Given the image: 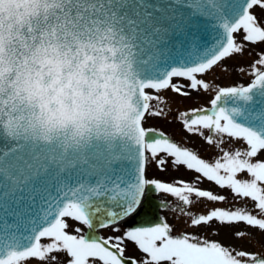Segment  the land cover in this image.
I'll return each mask as SVG.
<instances>
[{"label": "snow or ice", "instance_id": "obj_1", "mask_svg": "<svg viewBox=\"0 0 264 264\" xmlns=\"http://www.w3.org/2000/svg\"><path fill=\"white\" fill-rule=\"evenodd\" d=\"M22 6L35 19L6 34L5 11L12 18ZM201 20L215 33L204 45ZM38 43L39 63L24 51ZM189 48L198 54L182 57ZM230 67L248 82L220 83ZM166 91L209 96L177 107L174 119L215 155L148 124L172 113ZM33 96L39 120L45 102L58 105L49 120L58 133L23 122L20 102ZM153 165L193 176L164 180ZM154 194L172 197L160 204L171 220L128 224ZM202 200L222 206L192 211ZM214 224L229 226L231 242L188 230L217 236ZM257 245L264 249V0H0V264H264Z\"/></svg>", "mask_w": 264, "mask_h": 264}, {"label": "rangeland", "instance_id": "obj_2", "mask_svg": "<svg viewBox=\"0 0 264 264\" xmlns=\"http://www.w3.org/2000/svg\"><path fill=\"white\" fill-rule=\"evenodd\" d=\"M227 63L229 65L234 66L236 62L230 60V61H227ZM217 79L220 83H223V84H229L232 82L247 83L249 77L242 75L238 71H234L233 68L230 67L228 74L217 75ZM162 95L168 98V100L171 104V107H172V114H169L167 119H162V118H158V117L157 118H151V119H149L148 124L151 125L152 127H154L157 131H162L168 135H174V138L177 141L187 143L189 147L197 149L200 152V155L203 157H211V156L215 155L216 154L215 148L213 146L207 144L200 137L193 136V135H190L187 133H181L180 132V125L174 119L177 107L180 110H185L187 108H191L194 106L206 104L208 99H209V96L207 94H202L199 97H196L194 94L193 99L184 100V99L176 96L171 91L163 92ZM173 109L175 110V112ZM155 168L156 167L153 165L152 169H151V174H153L152 172L156 170ZM169 173L167 176H165V178H166L165 180H171L173 178H181V177L184 179L190 180L193 176V173L185 172L184 169H181L179 172H175V171L171 170ZM172 173H173V175H172ZM202 187H213V186L210 185L207 181H205V183L202 185ZM214 190L216 192H222V190L219 188H215ZM222 194H227V190H223ZM160 198L166 199V200H172V197H165V196H161V195H160ZM205 204H208V202L202 200L200 202V204H194L192 206L191 210L194 212H199L201 210H205L204 209ZM208 206L211 207V206H222V205L208 204ZM163 217H168L169 220H171L172 213L167 211V210H164ZM213 227L219 229V235L212 236V234L206 230H198V229H193V228H189L188 230L191 232H199L201 235L209 236L212 239L225 240L226 242H231V239H230L231 229L229 228V226H220V225L214 224ZM233 227H237V226H233ZM238 227L243 228L245 226L243 224H241ZM252 231L256 232L257 235H260L258 230L252 229ZM102 233L106 234L104 232H102ZM255 250L261 251L264 249H261L259 247V245H257V248ZM30 264H36V261L35 260L30 261Z\"/></svg>", "mask_w": 264, "mask_h": 264}, {"label": "clouds", "instance_id": "obj_3", "mask_svg": "<svg viewBox=\"0 0 264 264\" xmlns=\"http://www.w3.org/2000/svg\"><path fill=\"white\" fill-rule=\"evenodd\" d=\"M56 7L63 10L65 8L75 7V5L58 3ZM48 10L49 11L53 10L51 5H49ZM43 11L44 8L41 7V12ZM16 13L17 14L14 15L12 18L8 17L7 11H5L4 13L5 15L4 28L6 34L9 27L15 30L13 33L14 35L19 34L20 27L22 26L21 22L23 24H29L30 23L29 17L31 16V18L34 20L36 16V14L33 12L31 8H26L24 6L17 9ZM45 31H47V29H45ZM24 51L27 54V57L30 61L32 60L33 56H35L37 58V63H39V58L43 55L42 43L36 44L34 48L29 46L28 48H25ZM52 51L53 49L49 48V52L51 53ZM29 67H33V66L30 64ZM9 68H12V66L6 65V72L8 71ZM33 79L35 81V77H33ZM5 80H7V76L5 77ZM20 103H22L24 105V108L27 109V111L22 110L20 112V115L24 117V121H23L24 123H29V121L36 123L41 134L48 132L50 129L52 130L53 134H56L60 131V129L54 126V124L49 123V120L55 121L59 116V113L57 111L58 105L55 102H52L51 104L45 102V107L43 109V114H44L43 120L38 119L40 116V108L37 107L33 109L30 107L31 104H36L37 106H39V104L41 103L35 96H33V99L31 101L23 100Z\"/></svg>", "mask_w": 264, "mask_h": 264}, {"label": "water", "instance_id": "obj_4", "mask_svg": "<svg viewBox=\"0 0 264 264\" xmlns=\"http://www.w3.org/2000/svg\"><path fill=\"white\" fill-rule=\"evenodd\" d=\"M200 24H201V27L199 28V31H198L199 44L200 45L208 44L213 40L215 33L213 32V30L210 26H206L207 21L201 20ZM196 54H198V53H197V50L194 48H189L186 51L182 50V57L194 56ZM101 143H103V142H101ZM113 143L116 145H119L121 142H120L119 138H116L113 141ZM159 204H160V202H158L156 199H154L152 197V199L149 200L148 205L145 208V211L142 212L138 216L139 221L137 222V225H139L145 221L157 223V221L159 220L158 219L159 218V213H158Z\"/></svg>", "mask_w": 264, "mask_h": 264}, {"label": "bare ground", "instance_id": "obj_5", "mask_svg": "<svg viewBox=\"0 0 264 264\" xmlns=\"http://www.w3.org/2000/svg\"><path fill=\"white\" fill-rule=\"evenodd\" d=\"M174 112H175V110H174ZM170 114H172V113H170Z\"/></svg>", "mask_w": 264, "mask_h": 264}]
</instances>
